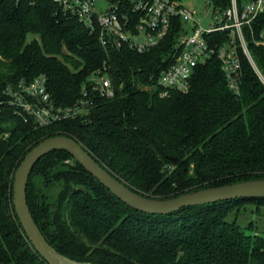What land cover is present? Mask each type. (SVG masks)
<instances>
[{"label": "trees", "instance_id": "obj_1", "mask_svg": "<svg viewBox=\"0 0 264 264\" xmlns=\"http://www.w3.org/2000/svg\"><path fill=\"white\" fill-rule=\"evenodd\" d=\"M225 11L232 0H212ZM246 0H238L240 6ZM175 20L162 42L139 53L105 47L98 31L68 14L57 0H0V264H49L29 240L13 203L15 173L41 141L76 139L134 191L171 198L192 191L264 178V81L239 46L240 93L229 86L222 60L199 64L187 92L161 95L158 67L172 62ZM264 76V12L244 27ZM224 43L229 32L209 35ZM113 79L116 94L99 96L76 118L39 126L8 103V88L47 78L54 102L69 107L90 77ZM150 87L149 88H147ZM28 203L47 240L61 253L94 264H264V231L227 219L236 199L153 215L116 197L66 151L34 167Z\"/></svg>", "mask_w": 264, "mask_h": 264}, {"label": "built area", "instance_id": "obj_2", "mask_svg": "<svg viewBox=\"0 0 264 264\" xmlns=\"http://www.w3.org/2000/svg\"><path fill=\"white\" fill-rule=\"evenodd\" d=\"M57 1L66 13L77 16L91 32L98 31L105 47H129L139 53L158 46L173 28L175 20L180 19L184 26L185 22L194 21L191 32L185 26L177 37L172 62L158 67L156 83L161 95L172 90L189 91L196 68L214 55L223 62L230 88L239 94L242 76L239 46L264 81L244 34V27L251 26L264 12V0H246L243 6L238 0H232V5L225 11H215V22L209 28L202 27L196 19L197 10L185 8L181 0H106L107 6L101 9L98 4L103 0ZM220 31L229 32V40L212 44L209 35ZM89 88L106 98L116 94L113 79L98 71L90 77L89 84L84 85L80 102L73 106H59L54 102L45 76L8 88V103L25 120L31 117L37 125L49 126L86 113L93 103ZM9 134L0 126V138H7Z\"/></svg>", "mask_w": 264, "mask_h": 264}, {"label": "water", "instance_id": "obj_3", "mask_svg": "<svg viewBox=\"0 0 264 264\" xmlns=\"http://www.w3.org/2000/svg\"><path fill=\"white\" fill-rule=\"evenodd\" d=\"M54 151L70 153L76 161L124 203L153 215H168L183 208L222 201L264 198V178L205 188L166 199L146 196L134 191L114 176L76 139L66 135L49 137L38 143L25 156L16 170L13 185V203L20 223L35 249L49 264H94L75 260L56 249L38 226L28 203L27 188L32 171L44 156Z\"/></svg>", "mask_w": 264, "mask_h": 264}, {"label": "rangeland", "instance_id": "obj_4", "mask_svg": "<svg viewBox=\"0 0 264 264\" xmlns=\"http://www.w3.org/2000/svg\"><path fill=\"white\" fill-rule=\"evenodd\" d=\"M181 4L189 10H197L196 19L202 27L209 28L211 24H214L216 10L212 0H181ZM106 6V0L100 1L98 4L99 9ZM185 26L191 32L194 21L185 22ZM147 88L150 89L148 86ZM227 219L242 225H248L249 222L253 221L257 231H264V202H244L235 205L233 210L228 213Z\"/></svg>", "mask_w": 264, "mask_h": 264}]
</instances>
